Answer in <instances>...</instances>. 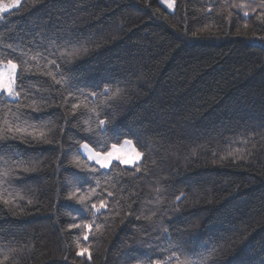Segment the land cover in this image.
<instances>
[{"label": "trees", "instance_id": "obj_1", "mask_svg": "<svg viewBox=\"0 0 264 264\" xmlns=\"http://www.w3.org/2000/svg\"><path fill=\"white\" fill-rule=\"evenodd\" d=\"M171 1L0 14L22 83L0 95L2 264H264V0ZM114 136L139 145L140 172L79 152Z\"/></svg>", "mask_w": 264, "mask_h": 264}, {"label": "snow or ice", "instance_id": "obj_2", "mask_svg": "<svg viewBox=\"0 0 264 264\" xmlns=\"http://www.w3.org/2000/svg\"><path fill=\"white\" fill-rule=\"evenodd\" d=\"M16 3H19V0H16ZM173 5L170 3L168 5L169 8H171ZM16 7V4L9 5L7 7H0V12H5L8 10V8H13ZM261 8H264V4L260 5ZM245 16L248 15L247 12L244 13ZM18 63L14 62L12 59H8L6 64L3 61H0V93L6 95L8 98H10L13 101H19L20 96H21V91L20 89L22 88V83H20V77L18 75V69H19ZM6 68L7 70H2ZM27 70V69H26ZM49 75H53L52 73H49ZM55 79V77H54ZM55 83L60 85V84H66V81L64 80L63 74H61L60 79H55ZM108 89H105V92H107ZM90 95L95 96L96 93H90ZM116 94H113V97ZM109 97V99L113 98ZM78 105L73 104V107H77ZM92 111H95V109H92ZM99 115V113H97ZM7 124V121H5ZM99 127L101 129L106 127V121L104 119H99ZM17 131H20L19 128L16 129ZM3 130H0L2 132ZM8 132H12L13 128L11 125H8L7 127ZM88 131H92L91 128L88 129ZM119 144V137L114 136L111 137V146L112 149H116ZM124 144L132 146V153L134 156L132 158H124L123 156L116 155L114 151H104L103 149L101 150H93L92 147L89 146L88 143H84L81 145L83 149H85L89 155L88 159L89 160H94L96 164L100 166L101 169H108L110 165L113 164V161H119L120 164H127L129 167H134L136 172H140L141 168L140 165L137 163L138 161H141L142 157L144 156V153L142 150H138L139 145L138 144H133L132 139H124ZM2 175L7 176L9 175L8 172H4ZM109 196H112L113 193L109 192ZM73 196H75V193H72L68 198L72 199ZM86 197L85 196H80L79 200L81 202L85 201ZM179 199V197H177ZM86 206V205H85ZM92 209L95 210L96 213H100V210L106 207V201L103 199L100 201L99 206L97 204L93 203L91 205ZM78 226V225H74ZM85 228L90 229L91 225L85 224ZM99 230V229H97ZM167 231V229H165ZM87 235H85V239H87ZM83 251H86V249H82L81 252L78 253V255L82 254ZM169 260L172 259V257L168 258ZM2 264V262H0ZM167 264V261L165 262ZM177 264H191V261H180L179 258H177ZM200 264H204V261L202 260Z\"/></svg>", "mask_w": 264, "mask_h": 264}, {"label": "rangeland", "instance_id": "obj_3", "mask_svg": "<svg viewBox=\"0 0 264 264\" xmlns=\"http://www.w3.org/2000/svg\"><path fill=\"white\" fill-rule=\"evenodd\" d=\"M20 2H21V0H19V3L17 4V3H16V0H15V1L9 3V4H5V5L0 6V7H7V6H9V5L16 4V7L8 8L7 11H5V12H0V14H2V13H7V12H9V11H11V10L16 9V8L19 6ZM160 3H161V5L164 6L167 10H169V11H172V10H173V6H172L171 8L168 7V5H169L170 3L173 5V3H172L171 0H161ZM2 70H5V71H6L7 69L4 68V69H2ZM0 95H3V96L6 97L7 99H10V98H8L6 95H4V94H2V93H0ZM78 149H79V152L81 153V155H82V156H83V157H84V158H85L90 164L95 165V166H96L97 168H99L101 171H108V170L110 169V167L112 166V165H110V167H109L108 169H101L100 166H99L98 164H96L94 160H89V159H88V155H89V153H88L85 149H83L81 146H80ZM109 151H114L116 155L123 156L124 158H132V157L134 156V154L132 153V146L125 145L124 143H122L120 146H117L116 149H114V150H113V149H110ZM140 162H141V161H138L137 163L139 164ZM114 163L119 164V165H122V166L127 167V168H130L129 165H127V164H120L119 161H113V164H114Z\"/></svg>", "mask_w": 264, "mask_h": 264}]
</instances>
